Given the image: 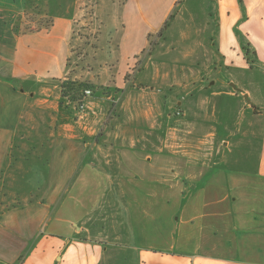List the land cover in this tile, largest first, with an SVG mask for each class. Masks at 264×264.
I'll use <instances>...</instances> for the list:
<instances>
[{
  "label": "crops",
  "instance_id": "0c3cea01",
  "mask_svg": "<svg viewBox=\"0 0 264 264\" xmlns=\"http://www.w3.org/2000/svg\"><path fill=\"white\" fill-rule=\"evenodd\" d=\"M36 1V12L57 14L49 32L22 31L27 0L0 3V189H10L0 196L5 206L0 209V264H264V0H230L231 5L218 0L221 20L215 44L223 62L260 81L254 90L245 79L231 81L232 91L214 93L237 103L242 95L246 100L240 109L252 121L251 128L260 129L255 169L234 171L226 166L224 154L196 171L190 153L177 165L173 151L156 149L143 156L134 148L100 146L102 132L91 125L96 111L79 116L75 104L61 107L60 89L52 82L67 74L75 33L72 8L76 13L79 9L75 0ZM134 1H127L125 16L131 4L137 7ZM40 18L31 17L26 24L34 26ZM243 42L256 52L249 63L236 58ZM126 73H117L118 87H124L121 76ZM53 94L56 101L48 104ZM89 98L87 107L94 102ZM41 106L54 115L44 122L46 138L28 135L31 121L25 112ZM245 127L236 122L226 134L247 145L254 134ZM30 142L36 145L34 154L40 145L49 147V167L42 174V168L30 167L25 173ZM136 156L150 161L151 169ZM126 166L133 175L124 178ZM166 172L169 178L159 177ZM158 191L161 198L155 196ZM161 200L165 212L145 209V203L159 207ZM9 201L14 203L7 205ZM123 203L132 209L130 216ZM137 207L141 216L134 212Z\"/></svg>",
  "mask_w": 264,
  "mask_h": 264
},
{
  "label": "rangeland",
  "instance_id": "374dc122",
  "mask_svg": "<svg viewBox=\"0 0 264 264\" xmlns=\"http://www.w3.org/2000/svg\"><path fill=\"white\" fill-rule=\"evenodd\" d=\"M127 1L75 0L79 13L72 8L76 18L70 70L75 77L90 80L95 89L104 88V91L97 92L94 96L92 94V99L88 97V101L94 102L86 107V112L96 111V121L91 125L102 132L99 135H102L99 138L100 146L111 149L121 146L134 148L143 156L156 149L173 151L177 165H182L184 154L190 153L191 163L195 165L196 171H199L200 165L213 164L223 154L226 166L233 171L241 168L255 169L260 129L256 126L251 128L252 121L246 119L245 112L240 109L246 99L239 95L237 103L224 95H214L221 89L232 91L235 85L230 84L231 81L243 83L241 79H245L252 90L258 89L255 84L260 82L258 79L256 82L252 74L229 69L230 66L223 62L215 44L219 38L221 20L218 14L219 1L175 0L166 14L172 0H135L137 7L133 8L131 4L129 13L125 16ZM22 2L23 0H0L1 4L8 6L21 5ZM225 2L224 5H231L230 0ZM239 2L243 4L244 0ZM36 4L37 1L33 0V5ZM39 5L38 3L36 6ZM34 6H29L24 14L25 23L22 28L31 17L35 19L37 15L44 16L36 12ZM45 15L51 17L55 24L57 14ZM251 45L248 42L239 44L242 54H238L236 58L242 57L249 63L248 59L255 57L256 53ZM124 72H127L121 76L124 87H118L117 73L120 75ZM52 82L56 83L54 80ZM263 90L261 88V94L264 93ZM55 95L57 94L49 97L48 104L55 103ZM43 97L44 94H41L38 99ZM37 108L29 107L25 112L26 118L31 121L29 127L32 128H29L28 135L46 138L44 122L46 117L54 115L45 106ZM77 118L79 117H75V120ZM236 122L245 125V131L249 128L254 134L247 145L243 144L242 138L235 139L226 134L233 132ZM53 132L55 130L48 132V135ZM84 136L89 137L87 134ZM223 136H228L226 139L229 142L223 143ZM33 146H36L33 142L26 146L32 155L30 162H25V169L30 167L34 171L42 168V174L44 168L49 167L50 150L49 147L40 145L34 154ZM141 158L144 157L136 156L135 159L151 169L150 161L141 162ZM118 168L114 166L115 170ZM123 169L124 178L133 175L129 166ZM33 171L29 174L34 175ZM168 174L170 173L166 172L159 177L167 179L170 177ZM44 181L40 180L41 183ZM195 184L200 188L199 180ZM43 189L44 186H41V191ZM149 189L152 190L153 187ZM153 190H157V187ZM5 191L10 192V189H0V196ZM186 192L190 193V187L187 186ZM178 193L177 189L176 196ZM158 194L159 191L155 196L161 198ZM149 198L153 200L154 197ZM160 202L159 207L145 203V209L152 206L151 213L165 212L162 206L165 207L166 204L162 200ZM13 203L6 202L7 205ZM179 203L178 199L177 211ZM122 205L125 207L123 211L130 216L132 209L125 203ZM2 207L5 206L0 205V209ZM140 208L134 209L138 216H141ZM128 226L131 227L130 224ZM132 226L135 227L133 219Z\"/></svg>",
  "mask_w": 264,
  "mask_h": 264
},
{
  "label": "trees",
  "instance_id": "16d2710c",
  "mask_svg": "<svg viewBox=\"0 0 264 264\" xmlns=\"http://www.w3.org/2000/svg\"><path fill=\"white\" fill-rule=\"evenodd\" d=\"M240 1L243 2V0ZM27 5L34 6L33 0H27ZM40 17L41 18L38 23L33 24L34 26H32L31 24H26L25 27L22 28V31L35 32L43 30L49 32L54 26V21L51 17H48V15L45 14L44 16ZM70 66L71 65L69 58L67 61V74L62 78H54V81L56 82V84H58L61 93L60 106L66 109L73 104L86 102L88 97H92L86 96V89H93V96L97 92L104 91V88L98 90L95 89V85L90 80L75 77L70 70ZM12 156H14V154Z\"/></svg>",
  "mask_w": 264,
  "mask_h": 264
},
{
  "label": "built area",
  "instance_id": "2783aa9c",
  "mask_svg": "<svg viewBox=\"0 0 264 264\" xmlns=\"http://www.w3.org/2000/svg\"><path fill=\"white\" fill-rule=\"evenodd\" d=\"M85 94H86V96H91L92 95V90L91 89H86L85 90ZM86 107H87L86 102H81V103L75 104V109L77 111H79V116L85 114Z\"/></svg>",
  "mask_w": 264,
  "mask_h": 264
}]
</instances>
